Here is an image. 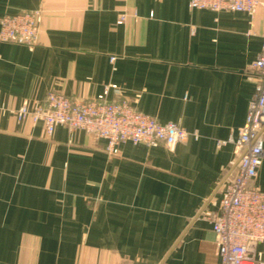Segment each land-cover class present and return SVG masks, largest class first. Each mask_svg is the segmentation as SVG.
Listing matches in <instances>:
<instances>
[{
    "label": "crops",
    "instance_id": "obj_1",
    "mask_svg": "<svg viewBox=\"0 0 264 264\" xmlns=\"http://www.w3.org/2000/svg\"><path fill=\"white\" fill-rule=\"evenodd\" d=\"M31 10L38 42L0 44V264H218L201 214L217 209L220 184L234 175V146L219 142L245 121L264 8L0 0V17ZM113 85L107 99L179 124L186 141L175 151L127 143L109 155L84 131L48 137L14 116L49 91L87 99ZM251 184L264 191V155ZM256 248L264 264V243Z\"/></svg>",
    "mask_w": 264,
    "mask_h": 264
},
{
    "label": "built area",
    "instance_id": "obj_2",
    "mask_svg": "<svg viewBox=\"0 0 264 264\" xmlns=\"http://www.w3.org/2000/svg\"><path fill=\"white\" fill-rule=\"evenodd\" d=\"M189 6L214 12L252 14L258 7L264 8V0H189ZM126 17L121 14L117 24H122ZM39 25L38 10L4 14L0 17V44L9 42L31 48L38 42ZM251 71L254 94L245 121L234 138L219 142V145L229 142L234 146V175L221 182L217 209L201 214L215 235L218 264H261L256 247L264 243V191L251 182L264 155V32ZM110 88L116 89L115 85L108 86L101 94L87 99L49 91L42 102L21 104L14 116L17 122L29 120L34 125L42 124L48 137L57 127L84 131L103 140L104 150L109 155H116L119 146L127 143L147 147L163 144L168 148L165 126L170 123L186 131L175 122L159 123L126 100L107 99Z\"/></svg>",
    "mask_w": 264,
    "mask_h": 264
},
{
    "label": "clouds",
    "instance_id": "obj_3",
    "mask_svg": "<svg viewBox=\"0 0 264 264\" xmlns=\"http://www.w3.org/2000/svg\"><path fill=\"white\" fill-rule=\"evenodd\" d=\"M166 127L167 146L170 151H175L177 144L183 143L187 139V132L178 128L175 124H168Z\"/></svg>",
    "mask_w": 264,
    "mask_h": 264
},
{
    "label": "rangeland",
    "instance_id": "obj_4",
    "mask_svg": "<svg viewBox=\"0 0 264 264\" xmlns=\"http://www.w3.org/2000/svg\"><path fill=\"white\" fill-rule=\"evenodd\" d=\"M26 121V120H25ZM27 121H29V120H27ZM30 122V121H29ZM31 123V122H30ZM32 124V123H31ZM34 125V124H33Z\"/></svg>",
    "mask_w": 264,
    "mask_h": 264
}]
</instances>
